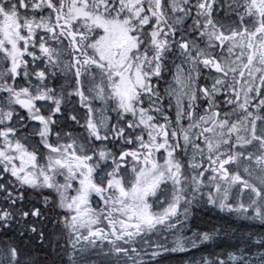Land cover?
I'll return each mask as SVG.
<instances>
[{"label":"snow or ice","instance_id":"obj_1","mask_svg":"<svg viewBox=\"0 0 264 264\" xmlns=\"http://www.w3.org/2000/svg\"><path fill=\"white\" fill-rule=\"evenodd\" d=\"M0 264H264V0H0Z\"/></svg>","mask_w":264,"mask_h":264}]
</instances>
